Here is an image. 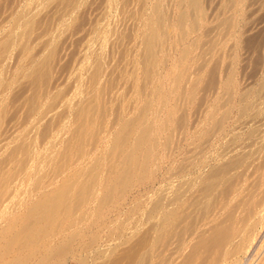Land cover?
Instances as JSON below:
<instances>
[{
  "label": "rangeland",
  "instance_id": "obj_1",
  "mask_svg": "<svg viewBox=\"0 0 264 264\" xmlns=\"http://www.w3.org/2000/svg\"><path fill=\"white\" fill-rule=\"evenodd\" d=\"M186 6L0 0V264H264V0Z\"/></svg>",
  "mask_w": 264,
  "mask_h": 264
},
{
  "label": "bare ground",
  "instance_id": "obj_2",
  "mask_svg": "<svg viewBox=\"0 0 264 264\" xmlns=\"http://www.w3.org/2000/svg\"><path fill=\"white\" fill-rule=\"evenodd\" d=\"M185 2H186V4H187V6L183 9V10H181V11H178V22L179 23H181L185 18H186V16L187 15H189V14H192L195 10H198V8H199V5H200V3H201V0H185ZM163 21H165V16H164V12H163V10L162 9H159L158 7L157 8H155V10L153 11V13H152V17H151V19L149 20V25H155V24H160V23H162ZM253 39V38H252ZM256 41V40H255ZM253 44V43H252ZM251 44V45H252ZM254 45V44H253ZM252 45V46H253ZM255 46H257V44H255ZM146 48H147V51H150V46L149 45H147L146 46ZM252 48V47H251ZM255 48V47H254ZM257 48H258V46H257ZM253 49V48H252ZM253 51V50H252ZM259 51V50H258ZM258 53V52H257ZM257 57H258V55H257ZM260 58V57H259ZM259 58L257 59V60H259ZM257 64H258V62H257ZM261 85H264V82H262L261 83ZM224 88L228 91V94L225 96V101H222V103L224 104V102L226 103V101H227V99L226 98H228V97H231L229 94H231L230 92H232V87H231V78L229 77V79H227V81L224 83ZM247 92V90H245V93ZM244 93V92H243ZM242 94V93H241ZM238 96V95H237ZM239 97V96H238ZM244 97H245V95L243 94V95H241L240 96V100H242V99H244ZM232 98H234V97H232ZM219 99H221V98H219ZM223 99V100H224ZM214 100V99H213ZM233 100V99H232ZM218 101V100H217ZM235 101H237V100H235ZM244 101V100H243ZM255 101V100H254ZM253 101V102H254ZM210 102V101H209ZM213 102H215V101H213ZM213 102H212V105H213ZM229 102V101H228ZM232 102V101H231ZM230 102V103H231ZM241 102V101H240ZM253 102H252V104H253ZM216 103V102H215ZM229 103V104H230ZM243 103H246V101L245 102H243ZM255 103V102H254ZM233 104V103H232ZM236 104V103H235ZM250 104V103H249ZM251 104V105H252ZM219 105V104H218ZM226 105V104H225ZM231 105V104H230ZM230 105H229V107H230ZM237 105V104H236ZM250 105V106H251ZM214 107H216L215 105H213ZM222 106V105H221ZM244 106V105H243ZM241 107V106H239V107H241L242 109L243 108H245V106L244 107ZM207 107V106H206ZM220 107V106H219ZM223 107H224V105H223ZM231 107H233V106H231ZM238 107V108H239ZM213 108V107H212ZM240 108V109H241ZM211 109V108H210ZM214 109H216V108H214ZM226 109V108H225ZM228 109V108H227ZM237 109V108H236ZM239 109V110H240ZM219 110V109H218ZM238 110V111H239ZM217 111V110H216ZM216 111H214L213 109L212 110H208L207 112H206V115H205V117L204 118H206L211 124L213 123V125H219V122L221 123V124H223V122L222 121H220V119H221V117H223L222 115H221V117L219 116V118L220 119H216V120H218L219 122H217V121H214V113L216 112ZM223 111H225L224 109H223ZM241 112V114H242V112H243V110H240ZM228 112V110H226V112H221L223 115L226 113V114H228L227 113ZM232 112V111H231ZM220 113V112H219ZM218 114V113H217ZM240 114V115H241ZM226 116V115H225ZM225 120H226V118H224ZM229 119H231V118H229ZM223 120V119H222ZM224 120V121H225ZM225 123V122H224ZM230 123V122H229ZM208 125H209V123H207ZM210 124V125H211ZM221 124H220V126H221ZM226 124V123H225ZM227 125H230V124H227ZM212 126V125H211ZM223 126V125H222ZM221 126V127H222ZM207 127V126H206ZM216 128V127H215ZM209 129H211L210 127H209ZM222 129V128H221ZM231 129V128H230ZM205 130H207V129H205ZM219 130V129H218ZM228 130V129H227ZM235 130V129H234ZM253 130V129H252ZM255 130V129H254ZM231 131H232V129H231ZM209 132H211L210 130H209ZM226 132V131H225ZM230 132V131H229ZM235 132V131H234ZM251 132V133H250ZM256 132V131H255ZM206 133V132H205ZM204 133V134H205ZM213 133H215V132H213ZM213 133L211 132V136L213 135ZM228 133V132H227ZM230 133H232V132H230ZM248 133H250V134H253L252 133V131H249ZM258 132L255 134L257 137H259L258 135ZM249 134H247V136H248ZM205 136H206V139H207V137L209 136V133H206L205 134ZM222 136H223V134H222ZM221 135H220V137H222ZM231 136V135H230ZM250 136V135H249ZM219 136H217V138H218ZM219 137V138H220ZM203 138H205V137H203ZM209 138H210V136H209ZM209 138H208V142L212 139H210L209 140ZM216 138V137H215ZM225 138V137H224ZM229 138V137H228ZM255 138V136L253 137V139ZM232 139V141H233V138H231ZM230 139V140H231ZM221 140V139H220ZM204 141V140H203ZM211 141H213V140H211ZM217 141H219V140H217ZM225 140L223 139V142H224ZM229 140H227V142H228ZM205 142H207V140H205ZM222 142V143H223ZM226 142V141H225ZM226 142V143H227ZM234 142H235V140H234ZM249 142H253V140L251 139V141H249ZM204 143V142H203ZM230 143H232V142H229V144ZM215 144H216V142H215ZM219 144H220V142H219ZM237 144V143H236ZM236 144H235V146H236ZM239 144V143H238ZM244 144V143H243ZM243 144H242V147H244L243 146ZM206 146L205 147H207V144H205ZM222 145H226V144H222ZM222 145H220V146H222ZM209 147L210 146H212L211 144H209L208 145ZM214 146V145H213ZM230 146V145H229ZM234 146V145H233ZM234 146V147H235ZM204 146H203V148H205ZM219 147V146H218ZM223 147V146H222ZM225 147V146H224ZM238 147V146H237ZM213 148V147H212ZM226 148H228V146L226 145ZM226 148H223V149H226ZM240 148H241V145L239 144V148H237V149H239L240 150ZM206 149V148H205ZM215 148H213V150H214ZM219 149H221V148H219ZM223 149H221V150H223ZM232 149H233V147H232ZM207 150V149H206ZM238 150V151H239ZM241 150H243V149H241ZM240 150V151H241ZM231 151V150H230ZM234 151H235V149H234ZM239 151V152H240ZM206 152H209L208 150L206 151ZM213 152V151H212ZM218 152V151H217ZM224 152H226V151H224ZM232 152V151H231ZM236 152V151H235ZM219 153V152H218ZM213 154H214V152H213ZM225 153H223V155H224ZM230 154V153H229ZM232 154V153H231ZM233 154H234V152H233ZM218 155V154H217ZM220 155V154H219ZM219 155H218V157H219ZM227 155V154H226ZM235 155V154H234ZM234 155H233V159L234 158H236L237 159V157H234ZM236 155H237V153H236ZM210 156V155H209ZM225 156V155H224ZM229 156V158L230 157H232V155L230 156V155H228ZM228 156H226V157H228ZM211 157V156H210ZM226 157H221V158H224L225 160H227V158ZM209 158V157H208ZM216 158V157H215ZM228 158V159H229ZM264 158V157H263ZM262 158V160L264 161V159ZM232 159V160H233ZM238 159H241V156L239 157V155H238ZM237 159V160H238ZM217 160V159H216ZM220 160V159H219ZM218 160V161H219ZM225 160L221 163L222 165H223V163H225ZM231 160V161H232ZM205 161H207V160H205ZM230 161V160H229ZM229 161L227 160L226 161V163H227V165L228 166H230L231 164H233V162L229 165ZM233 161H235V162H238V161H236L235 159L233 160ZM211 162V161H210ZM221 162V161H220ZM220 162H218V163H220ZM240 162H241V160H240ZM239 162V163H240ZM212 163V162H211ZM217 163V164H218ZM261 163H262V161H261ZM221 164H220V167H221ZM236 164V163H235ZM234 164V165H235ZM215 165V164H214ZM214 165H212L213 167H211V169L212 170H214L215 168H218V167H216V166H214ZM219 165V164H218ZM226 165V164H225ZM234 165L233 166H231V167H234ZM238 165V164H237ZM237 165H235L236 166V168H237ZM219 167V168H220ZM223 167V166H222ZM222 167L220 168V169H222ZM219 168H218V172H219ZM224 168H226V167H224ZM209 170V169H208ZM207 170V171H208ZM212 170H210L209 171V175H208V173H206L207 174V176H204L205 177V181H206V187L204 186V184L202 185V186H204V187H202L204 190H209L211 187H213L215 184H217V182H218V180H217V182L214 184L213 182L215 181L214 179L215 178H217L216 176H218L217 175V171H215L214 173H210V172H213ZM231 170V169H230ZM229 170V171H230ZM221 171V170H220ZM224 171H225V169L223 170L222 169V173H224ZM221 173V174H222ZM231 173V172H230ZM219 174V173H218ZM220 175V174H219ZM229 175V174H228ZM215 176V177H214ZM225 176H227V175H225ZM219 178H220V176H218ZM228 177V176H227ZM227 177H222V178H227ZM229 177H230V175H229ZM219 178H217V179H219ZM224 179H221V180H224ZM176 181V180H175ZM182 181H184V180H180L179 181V184L175 187L174 186V190H172L173 192H170V193H172V195H169V194H165L166 193V191L164 190V189H161V188H163V187H161L159 190H161L158 194L159 195H157V199H156V204H155V211L157 212V214L159 215L158 217L160 218V223L158 224V228H159V232H161V231H163V228L165 227V226H167V225H165V224H171V225H173L174 224V218H177L179 215H177L176 214V204H177V201L179 202V200L180 201H182L181 199H182V197H183V195H185L184 194V192H187V188H188V186L190 185V184H188V183H185V188L183 187V183L185 182H183L182 183ZM221 182H223V181H221ZM175 183V182H174ZM214 184V185H213ZM219 185V184H218ZM221 186V185H220ZM214 187H217V185L216 186H214ZM201 188V189H202ZM208 188V189H207ZM214 190V188L212 189V191ZM199 192V191H198ZM168 193V192H167ZM188 194H190L189 192H187ZM204 193V192H203ZM203 193H202V195H203ZM209 192H207V194H208ZM188 194H187V196H188ZM168 195L170 196V197H168ZM192 195V194H191ZM190 195V196H191ZM194 195H196V197L198 196V194L197 193H194ZM194 195H193V197H191L192 199L193 198H196V197H194ZM201 195V194H200ZM208 195H210V194H208ZM208 195H206V196H208ZM186 196V195H185ZM184 196V197H185ZM190 196H189V200H190ZM200 197V196H199ZM205 197V196H204ZM203 197V198H204ZM201 198V197H200ZM200 198H199V200L197 199H193V200H191V202H190V205H191V207L193 208H191L190 210H193L194 211V208H196V206H197V208H198V206H200L199 205V201H200ZM206 198V197H205ZM204 198V199H205ZM207 199V198H206ZM187 200H188V198H187ZM185 201V200H184ZM196 201V202H195ZM197 201L199 202L198 204H197ZM206 200H204V201H202L203 203L205 202ZM207 201H208V199H207ZM188 202V201H187ZM188 202V203H189ZM194 203H196L197 205H193ZM205 204V203H204ZM189 204L187 205V206H190ZM206 205H207V202H206ZM195 206V207H194ZM204 207V206H203ZM190 208V207H189ZM196 208V209H197ZM201 208V207H200ZM200 208H198V209H200ZM196 209H195V211H196ZM205 209V208H204ZM189 212V211H188ZM190 213H192V211H190L189 213H187V214H190ZM186 213H185V215L186 216H188ZM190 216V215H189ZM253 224V223H252ZM250 227H251V225H250ZM214 228V227H213ZM244 233V232H243ZM228 234V232L226 233V235ZM242 234V233H241ZM247 235H248V233H247ZM264 235V234H263ZM245 236H246V233H245ZM249 236H250V234H249ZM244 236H242V238H243ZM233 238V237H232ZM231 238V239H232ZM246 238V237H245ZM244 238V239H245ZM259 238V237H258ZM262 238V237H261ZM260 238V239H261ZM228 239V238H227ZM243 239V240H244ZM220 240V239H219ZM239 240H240V238H239ZM245 240H247V239H245ZM225 241V239H223V241L221 240V242H222V244H220L219 243V246H221V245H223L224 243H226V241ZM224 242V243H223ZM240 242V241H239ZM229 243H230V240H229ZM245 243V242H244ZM261 243V242H260ZM239 244V243H238ZM242 244H243V242H242ZM250 243H248V245H249ZM262 244H263V242H262ZM262 244H261V246H262ZM235 245H237V244H235ZM244 246V248H246L245 247V245H243ZM252 246V245H251ZM259 246L260 245H258V248H259ZM261 246H260V248H261ZM221 247H223V246H221ZM236 247V246H235ZM238 247H240L241 248V246L239 245ZM256 247H257V245H256ZM244 248H241L242 250H244ZM249 247H247L246 249H248ZM237 249V248H236ZM246 249H245V251H246ZM245 251H243L244 252V254L246 253ZM248 251V250H247ZM253 251H256V249H254ZM259 251V250H258ZM243 252H241V253H243ZM248 253V252H247ZM257 253V252H256ZM243 254V255H244ZM252 254V253H251ZM255 254V253H254ZM247 256V255H246ZM254 256V255H253ZM244 257L245 256H243V258L242 259H244ZM248 257V256H247ZM241 258H240V260H241ZM249 258H251V257H249ZM247 259V258H246ZM253 259V258H252ZM252 259H250V260H252ZM238 260V259H237ZM248 260V259H247ZM243 262V261H242ZM246 262V261H245ZM248 262H249V260H248ZM240 263V262H239ZM242 264V263H241ZM249 264V263H248Z\"/></svg>",
  "mask_w": 264,
  "mask_h": 264
}]
</instances>
